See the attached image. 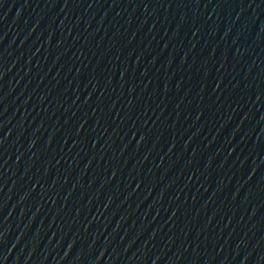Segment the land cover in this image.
Segmentation results:
<instances>
[{
	"label": "water",
	"instance_id": "water-1",
	"mask_svg": "<svg viewBox=\"0 0 264 264\" xmlns=\"http://www.w3.org/2000/svg\"><path fill=\"white\" fill-rule=\"evenodd\" d=\"M0 264H264V0H0Z\"/></svg>",
	"mask_w": 264,
	"mask_h": 264
}]
</instances>
